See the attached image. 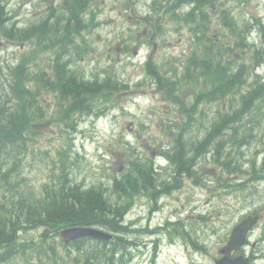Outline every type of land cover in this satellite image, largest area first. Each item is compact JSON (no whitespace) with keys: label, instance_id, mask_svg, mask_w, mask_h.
<instances>
[{"label":"rangeland","instance_id":"1","mask_svg":"<svg viewBox=\"0 0 264 264\" xmlns=\"http://www.w3.org/2000/svg\"><path fill=\"white\" fill-rule=\"evenodd\" d=\"M55 1L1 0L0 2L4 3L8 15H14L12 16L15 20L13 25L33 26L38 24V17L41 19V16H45L50 12ZM141 1L144 0H126L124 3H120L119 0H96L94 3L97 9L96 14L103 15L98 22L99 28L88 35L92 41L90 46L87 44L86 48L82 50L81 46L76 43L71 52L68 51L69 54H65V57L71 59L73 66L80 69L79 71L82 73L78 75L80 78L95 77L108 70L110 74H124L130 86V88L126 87L115 92L112 98L108 99V102H105V98H99L98 106L94 108V112L90 115H81L80 112L76 111L79 126L69 124L66 120L62 110V98L58 93L46 89H40L39 91L37 86L32 84L36 82V78L42 71L53 66L48 65L55 62L57 54L52 56L49 51L56 48L59 52V58L64 57L62 49L59 48L61 44L52 46L40 44L38 46L31 42L22 43L21 40L6 38L0 29L2 34H0V87L9 85L4 79L5 76L10 74L11 67H16L23 60L26 65L23 75L26 76L27 82H32L30 87L34 93L37 90L38 94L36 98L29 94V97L33 98L37 104L32 110L33 123L31 129L35 137L30 143V153L26 157V163L23 162L22 164L23 160H20L19 168H12L9 174L10 184L13 183L12 180L22 182L18 183V188H16L18 197H25V190L27 186H30L24 178L28 170L35 168L37 170L36 175L42 174L40 179L43 181L49 179L58 182V176L55 172L49 174V171L48 175L53 177H46V174L43 173H46L47 169L43 170L49 164L55 163L53 161L59 159L58 152L64 153V151L71 152V156L67 155V161H69L67 168L70 169L72 160L77 164L75 177L89 185L97 182H103L107 186L111 185L113 178L124 174L127 168L129 155L122 150L125 148L127 141H130L133 150L144 155H153V158L156 157L154 151L157 147L156 138L159 134V123L165 122L166 116L172 114L174 108V103L171 102L169 106L162 92L173 96L174 100H176V95L180 94L182 98L176 100L177 104L181 100L188 99L189 96L193 101L196 99V95L189 92V89L196 87L194 83H173L170 85V90L161 86L160 90L162 92L155 90L153 86L159 79L156 73L161 67L157 66L156 63L172 55L184 57L190 51L192 47L191 38L193 37L190 30L177 31L173 39L177 44L175 46L166 45L161 49L160 47L155 49L154 43L150 42V44L147 43L149 49L146 55L138 58V55L134 53L135 50L139 53V46L143 44L145 39L139 38L142 35L129 32L128 26L133 25L132 22L138 19L134 17L137 14L132 10L134 8H128L126 11L125 4L128 3L130 6L139 5ZM222 4H224V7L227 5L230 8L236 19L239 20V24L249 22V27L252 26L251 32L255 31L259 23L255 19L256 17H259L264 23V0H222ZM162 8L161 6L160 10ZM199 9L204 13L206 12L202 28L198 23L190 22L192 28L199 29L195 37V47H201L204 53L209 54L211 45L204 43L203 37L206 35L216 38L213 30L217 16H213L214 13L211 11L215 9L209 7ZM156 16L158 24L160 21L168 22L171 18L166 10L156 13ZM197 16H199V11L195 10V14L188 17L196 18ZM219 23L222 24V21L220 20ZM175 24L176 22H169L171 26ZM221 30H223L222 27ZM257 31L254 32L252 38H249L251 41L259 43L261 39L258 40L259 33ZM132 36L134 37L131 39ZM162 36L168 37V33L159 34L158 40L162 39ZM180 38H182V41ZM217 42L222 43L220 40ZM261 46L263 44H260ZM79 53L88 56V58L81 59L75 64L72 57ZM240 56V53L237 55L232 54L233 62H237V66L250 61V55L241 58ZM215 61L218 60L215 59ZM201 66L203 68L204 64ZM153 70H156V73ZM236 71H238L237 67ZM257 72L264 75V62L260 67L250 72L248 83L256 78ZM158 74L164 77L160 72ZM106 77L109 76H103L102 78ZM57 83L60 85L59 79L51 86L53 90ZM141 83L147 85L140 87ZM248 89H250L249 85L244 86L241 90ZM15 101L13 98V100H10V104ZM261 103L264 105V98H262ZM37 107H40V110ZM88 110L92 111V108ZM95 113H98L99 116ZM243 119L241 118V120ZM141 121L152 122L153 125L141 126ZM3 123H5V120ZM70 125L74 127L71 128ZM257 129L261 130L262 128L258 127ZM258 134L259 131L253 135L258 136ZM30 137L31 134L29 133ZM0 142V154L2 153L0 163H10L8 160H13L14 165L17 164L18 157L24 156L25 147H14L8 139H0ZM234 149L241 156V165L245 168H252V165L244 161L239 148L235 146ZM62 158L64 159V157ZM201 159L205 160L202 168L205 174L201 183L195 182L191 178H182L183 180H180L177 189L168 191L164 196L158 198L157 202L152 201L150 195L144 196L142 193L135 198L134 206L126 215L128 216L127 221H134L133 224L127 227L130 233L131 245H129V248L122 249V251L117 249L120 256H126L128 251L130 252L132 249H135V252L133 251L134 256L138 255V252L140 253L138 257L132 256L134 258L128 264H211L209 256L213 255L215 248L204 252L205 257H200V262L195 263L194 251L191 249L190 244L189 246L186 245L187 238L172 233V226H170V234L166 228V223L180 222L178 220L183 219L184 221L179 224L181 229H184L187 223H192V225H188V229H197L198 227L201 228L200 221H208L210 223L208 228L216 226L215 228L227 229L234 221H238L244 214L249 213L254 208H260L264 211V208H262L264 207V181L259 183L257 189L254 188V182L252 181H250L252 187L244 190L225 186L221 181L222 172L226 175L229 174L227 171L232 170L236 163L232 160L228 163L230 167L227 169L223 164L225 160L223 154L220 156L221 163L216 162L215 151H209L206 155H202ZM256 168L258 169V167ZM206 178L214 180V183L208 184L210 186L204 184L203 181ZM33 198L35 199V197ZM38 205L40 204L38 203ZM42 205H47V202L42 201ZM262 214V221H264V213ZM14 223L16 226V222ZM208 231H206L207 235ZM210 232H213V229ZM27 235H30L31 239V232L27 231L25 236ZM218 240V237H208V242L210 241L212 244L218 243ZM9 241L11 246L15 243L13 238ZM91 248L86 245V249L91 251ZM62 252L64 254H61L62 258L59 264H77V260L74 258L76 249L74 252L62 249ZM68 253L70 255L67 257L66 254ZM132 257L128 256V260ZM14 261L15 264H24L25 260L15 257ZM43 264H51L48 257H46Z\"/></svg>","mask_w":264,"mask_h":264},{"label":"trees","instance_id":"2","mask_svg":"<svg viewBox=\"0 0 264 264\" xmlns=\"http://www.w3.org/2000/svg\"><path fill=\"white\" fill-rule=\"evenodd\" d=\"M89 1L90 0H78L79 10L77 12L79 14H81V11L87 6ZM221 1L222 0H169V4L175 3V6H178L183 2H193L194 9H205L206 7H209L210 9L225 11L224 19L227 21L230 19L229 24H226H228L230 27V32L232 35L239 36V41L234 45L228 46L226 44L224 46L222 51L224 63H222L218 57H216L218 61H215V58L212 60H207L208 62L202 61L204 62L203 68L198 63H189L186 67L185 75H179V73L163 70L161 68L158 69L157 73L156 70H153V72L156 73L159 78H163V82L166 83L165 85H167L169 82H174L175 84L194 83L195 85H201V80L203 79L208 91V99H206L209 102L215 101V98L217 97H220V99H223L224 97L227 98V91L234 89L236 86L241 90L244 86L249 85L250 89L248 93L242 90L244 94L242 93L243 109L241 113L243 114L245 111L247 113V117L252 121L253 127L260 128L264 123V120L261 119V117H264V105L261 103L262 98H264V79L261 75L257 74L256 78H254L250 83H248L247 80L249 79L248 75L250 72H252V70L256 69L264 62V25L259 21V19H257L259 22L257 26L260 27L259 30L262 35L261 40H258H260L259 43L263 44V46L260 47V44L254 41H252V43L248 42V40H250L249 33L251 32L250 29L252 26L249 27V22H243L241 24L234 22L236 16L231 13V10L227 5L224 7L223 4L220 3ZM74 2L75 0L65 1V3L71 4ZM0 11H2L4 14L2 3L0 4ZM72 11H75L73 6L71 8V12ZM1 23L2 26L5 25V19H3L2 15L0 16V24ZM199 24L201 23L199 22ZM2 26H0V29L6 38H14L16 40H21V42L24 43L27 41V39H29L30 34H32L36 36L40 43L46 45L44 41V31L31 32L28 29L23 30V28H17V30H13L9 27V29L3 28ZM59 28L60 27H55V30H58ZM57 34H54L56 39H58ZM71 37L73 36L70 35V38ZM62 41H64L63 43L65 44L66 50L67 44H71L73 42L72 39L70 42H67L63 37ZM87 44L89 45L88 42H85L84 44H80L78 46H81L82 50H84ZM235 50L240 51L241 57H247L250 55V61L248 63L244 62L237 66L238 71H236L237 62H233L234 59L232 58V54L235 52ZM80 54H78L79 56L76 55L75 57H79V59H84L86 57L84 54ZM229 55L231 59L228 58ZM57 59H59V52H57L56 61ZM70 61L71 59L69 57H61L56 62L55 67L58 70V74L55 80L61 79L60 82L65 88V95L69 94L66 96V98L69 100H74L75 102V105L73 103H68L65 105L63 113L66 117V120H68L70 124H78L79 121L78 117L76 116L77 113H74L75 106L76 110H78V112L83 115L87 109H90L93 106V103L91 105V102H88V100L91 99L90 95L93 97V99L96 98L97 100L101 95H108L110 91L118 90L122 83L119 81L120 78L116 79L112 76L102 78L100 77V74L95 76L92 81H88L83 77L80 78L78 77V71L76 69L73 71L74 68H69ZM167 67L168 70H177L178 68H181V65L170 64ZM24 72L25 61L22 60L19 65L16 66L14 72L10 71V74L5 76L4 79L9 83V85L0 87V139H8L9 143L11 142L14 147L20 146V148L25 147L24 143L29 138V132H27L25 128L27 126L28 120L27 100L31 87L28 85L26 76L23 75ZM159 72L164 77H161L158 74ZM59 75L61 78H59ZM202 76H205V78ZM200 88H203L204 91V86ZM31 96L33 97V94ZM12 97L16 101L13 103L11 102L12 104H10V100H13ZM34 97H38L37 90L35 91ZM253 100H255V103H253ZM217 103L221 105L220 102ZM187 107L190 109L191 106L187 105ZM69 108L74 110H70ZM190 112L191 110H185L187 118ZM254 116H256V119ZM181 118L185 119L186 117L182 116ZM240 118H243V116L239 113V119H237V121L241 123L242 120ZM3 119L5 120V123H3ZM222 120L224 121L223 124L225 127L226 124L232 122L234 118H230L227 116V114H223ZM239 125L233 127V130H235L233 135L234 138L225 142V144L229 142L233 149L240 143V136L238 133ZM29 130H31V127H29ZM228 131L230 132V129ZM188 137L189 136L186 135L180 136V134L175 136L173 143L174 146H172L169 155L172 161H175L177 172L193 175L195 171L199 170V158H197L195 155H203L208 148L207 146H204V140L199 139L197 142V152L194 151V155L188 157L190 152L188 150L189 147L187 146L189 143L186 141ZM206 139L208 140V138ZM193 145H195L194 142L191 146ZM200 145H202L203 148H200ZM65 152L66 151H64V153ZM64 153V160L67 161L68 154ZM126 153L130 157V164L127 172L120 176L114 177L111 185L107 186L103 182H97L91 185L84 182L74 183L73 180L69 179L67 172H63V175L61 174V176L63 177L64 182L61 181L63 182L61 185L54 184V188H48L47 196L49 200L47 205L41 206V203H39L40 205H38V207L27 208V206H25L26 204L21 202L20 204H17V216H24L28 219V221L30 219L32 221H64V223L80 225L98 224L113 232L129 235L130 233L127 230L128 225H125L124 222L127 219L126 215L136 202L135 198L141 192L145 191H147L151 197L155 196L153 187H159L164 182H167L168 179L166 177L170 175L166 171L165 175H163L160 171L155 173L153 171L151 158L145 160L143 165L141 159L137 154H135V150H133L131 146H127ZM217 153L219 152L217 151ZM223 154L225 157L224 166L227 169L230 167L228 163H230L235 158L237 159L240 157L238 152L235 153L231 150H225ZM74 162L75 161L72 160V163ZM67 170L69 169L67 168ZM229 171L232 170L229 169ZM223 182L225 185H230V179L225 176L223 177ZM57 189L63 190V193L61 194ZM125 196H127L126 200H124ZM23 209H25V211H23ZM5 225L6 227L0 230V240L6 238L16 239L17 233L15 230L17 227L15 226L14 228V225H12L10 222H6ZM185 231V229H180L178 224L173 227V232H177V235L179 236L186 237ZM117 241L127 244V246L131 244L129 239L123 240L121 237H119ZM106 243L107 241L104 240L97 241V245L91 254L88 255V258L94 260L97 262V264H110L111 262L115 264L114 253L117 251V249H121V247L117 249L116 247L112 248Z\"/></svg>","mask_w":264,"mask_h":264},{"label":"bare ground","instance_id":"3","mask_svg":"<svg viewBox=\"0 0 264 264\" xmlns=\"http://www.w3.org/2000/svg\"><path fill=\"white\" fill-rule=\"evenodd\" d=\"M147 3L151 8H156L157 3L155 0H148ZM2 4H3L2 6H3L4 14L2 11H0V13H1L0 16L2 15L3 19H5V25L2 26V23H1L0 26H2L3 28H8L11 24L13 25L15 20L14 19L10 20V16L7 14V9L4 6V3H2ZM180 10L186 16H190L192 14H195V9L193 7L182 6L180 8ZM12 16H14V15H12ZM66 16L64 18L65 22L67 20ZM204 19H205L204 17L199 18V16H197L196 18H193V20L196 23H198V24H199V22L201 23V24H199V26L201 28L204 24ZM13 26H15L16 28H23V26H17V25H13ZM29 38L34 39L35 36L30 34ZM41 38H39V39H41ZM62 45L63 44H61V46L59 48L62 49V52H63L62 55H64V57H65L66 56L65 54H69V53L65 47L62 48ZM11 69L14 72L16 67H11ZM67 71H69V70H67ZM73 71H75V70H73ZM57 73H58V70L55 67V71H54L53 76L55 77L57 75ZM111 74H113V73H111ZM53 76H50L48 74L47 70H45L43 74H40L36 78V82H33L32 84L37 86V90L45 89V85L43 84V78L45 77L47 79H52ZM39 83H40V85H39ZM58 83H59V81H58ZM58 83H57V85H58ZM155 83L156 84H153V86L155 87V90H157V91L160 90L158 88L163 83L166 84L165 82H163V78H159ZM46 89H47V87H46ZM189 92L193 95L198 96V97L203 96L202 92H200L196 87L189 89ZM242 93L243 92L240 89H238L237 86L234 87V89L227 91V104L225 105V107H218L219 114L217 116V119L219 122L223 123L224 121L222 120V116H223V114H227V116H229L230 118L231 117L234 118V120L232 122H229V123H233V122L237 123L238 122L237 119L239 118V113L243 116L244 119L241 121V123L238 122V123H240V125L239 124L235 125V126L239 125L238 133L240 136V143L238 144L237 147L239 148L240 153L243 155L244 161L246 163H248L249 165L258 167V169L261 171L263 179H264V128L261 130L254 128L252 121L247 117V113L245 111L243 112V114L241 113V111L243 109V107H242V103H243ZM32 94L34 97L35 93L31 92L30 96ZM162 94L166 98L165 100L167 101V103L170 106L171 102L174 101L173 96L166 95L163 92H162ZM90 97H91V99H89L88 102H91V105H92L93 97L91 95H90ZM93 102H94V99H93ZM69 103L70 104L73 103L75 105L74 100H69ZM253 103H255V100H253ZM191 107H192V110L189 113L188 118H187L186 114H183V116L186 117L187 119L183 120L181 123L196 122V123H198V125L194 126V128L192 130H189V131L186 129V127L184 125L179 126L181 129L189 132V137L186 141L189 143L187 146L189 147L190 157L194 155V153H195L194 151L197 152L198 143L191 146L194 141H197V142L199 141V139L197 137V132L198 131L200 132V136L203 134L202 133L203 130L201 128V121L202 120L206 121L207 117H209L208 113L211 112L210 108L206 107L204 105L202 99H195L194 101H192ZM70 110H74V109H70ZM76 111H78V110H76V106H75L74 113ZM183 111H184V108L182 105L175 106L172 110V114H169L170 119L172 121L176 120L177 117H179ZM85 113L87 115H90L92 113V111L87 109L85 111ZM167 113H169V112H167ZM257 117H261V116H257ZM254 118L256 119V116H254ZM261 119L264 120V117H261ZM235 126H233V127H235ZM29 127H31V121L28 120L25 130L31 134V137L24 143L25 144L24 145L25 146L24 156L18 157V162L15 165H14L15 162L13 160L12 161L8 160L10 163L6 162V164H8L6 166H3V164H5V163H0V221H4L6 219L17 220L15 222L17 224L16 227H17L19 232L17 233L18 235H17L16 239H14V242H15L14 245L17 244V245H20L21 247H31V248L35 249V253L33 255H31V253H32L31 248L26 249V251L28 252L27 255H30V256L25 257L26 260H32L33 264H43L46 257H48L49 261H51V264H59L60 260L62 258L61 254H63V252H62L63 243H62L61 239L58 236H56V232L61 227V225L64 223V221H48V220L32 221L30 219L28 221V219L25 218L24 216H20V217L17 216V213H16L17 204H20L21 202H23L24 204H26L25 206H27V208L28 207L33 208V207H38V203H41L42 201H46L48 203V200H49V198L47 196L48 195V188H50V189L54 188L55 187L54 184L61 185L64 182L63 177L61 176V174L63 175V172H67L69 179L73 180L74 183H76V182L77 183H83L84 181L75 177L76 176L75 175V172H76L75 167L77 165V164H75V162L72 163L70 165V169L67 170V166H68L69 161H65L62 158L63 157V155H62L57 161H53L55 163L49 164L43 170V171H45L47 169V172L43 173V174H46V177H53V176L48 175L49 171H50L49 174H52L55 172L58 176V182L51 181L49 179L43 181L40 179V176L42 174L36 175L37 170L35 168L30 170V171L28 170V172L25 174L24 178L30 184L31 187L27 186L25 193H24V194H26L25 197H23V198L18 197L17 192H16V188H18V183H22V182H15L12 180L13 183L10 184L9 181L11 179L9 177V174H10L12 168L18 169L20 166V160L21 161L23 160L22 161V164H23V162H25V160H26V157L30 153V143L32 142V140L35 136L32 133V131L29 130ZM70 127L73 128L74 126L70 125ZM233 127H228V123L224 127V131H225L224 132V142L221 143L220 140L218 142V147L221 149V152H220L221 154H223L224 149H225V141L226 140L230 141L231 139L234 138L233 135L235 133V130H233ZM229 129H230V132L228 131ZM257 131H259L258 136H254L253 134L256 133ZM220 132H222V131H220ZM217 133H218L217 130L212 131L211 134L209 133L210 134V135L208 134L209 135L208 136L209 141H210V139L212 140V137L217 135ZM202 140H204V138ZM204 143H205L204 146L206 147L205 140H204ZM208 143H207V145H208ZM167 144H168V146L166 147L163 156L160 158L152 160L153 171L155 173L159 172L161 169H165L170 175V179L167 182L163 183L165 185L162 184L159 187H155V186L153 187V192H154L155 196L152 197V201H155V202H157L158 198L164 196L165 193H167L168 191L173 190V189H177V186L175 185V181L177 179V177L175 176V171H174V169L176 168V166H174L175 161L173 162L172 159L170 158V155H169V152L172 149V146H174V145L169 144V143H167ZM11 147H13V146H11ZM200 148H203V146L200 145ZM66 153L71 156V152L66 151L65 154ZM135 154H137L138 157L141 159V162L143 165H144L145 160L150 159L149 155H146V154L144 155L143 153H139L138 151H135ZM195 156L197 158H200V156H197V155H195ZM223 156H224V154H223ZM10 166H11V168H10ZM27 168H28V166H27ZM60 177H61V180H60ZM183 177H189V178L193 179L195 182H200V183L203 180V176H201V174H200V172H198V170L195 171V173L193 175H189V174L184 173ZM61 181H63V182H61ZM57 190L60 191L61 194L63 193V190H60V189H57ZM141 193L144 196L149 195L147 193V191L141 192ZM33 197H35V199ZM126 198H127V196L124 197V200ZM31 223H37L38 226L33 227L31 229V239H30V235L24 236V234L26 233L24 229L27 228ZM40 223L46 224V226H43ZM124 224L127 225V220L124 222ZM90 225L91 226H99L98 224H90ZM52 226H54V227H52ZM19 227H21L22 230H20ZM22 232H23V235H22ZM25 239L29 240V241H25ZM80 240H81V242H83V244L85 246H86V244H88V236L87 235L80 238ZM200 242H201V246L204 247L205 246L203 243L204 241H200ZM127 243H129V242H127ZM25 244H26V246H23ZM132 251H133V249H132ZM15 257L18 259V257L16 256V253H15ZM15 257L13 258V261L15 260ZM14 263H15V261H14Z\"/></svg>","mask_w":264,"mask_h":264},{"label":"flooded vegetation","instance_id":"4","mask_svg":"<svg viewBox=\"0 0 264 264\" xmlns=\"http://www.w3.org/2000/svg\"><path fill=\"white\" fill-rule=\"evenodd\" d=\"M147 1L148 0H144V1H141L139 5H135V4L133 5L134 9L132 10L137 13L134 17L137 18L138 20L132 22L133 25L128 26V30L130 33L142 35L139 38L145 39L143 44L139 46V53H137L136 50L134 51V53L138 55V58H141L142 56L146 55V53H148L149 48L147 47V43L150 44V42H153L155 49H157L158 47H160L161 49L164 47L165 44L170 43L169 36L168 37L162 36V39L158 40L159 34L173 33L177 31L181 32L186 29L190 31L197 29V28H192L191 25H183V24L171 26L169 25V22L171 21L175 22V19L173 17L170 18L168 22L160 21L163 23L158 24L156 22V18H157L156 13L157 12L160 13L161 10H163L166 0H163V1L155 0L157 3L156 8H151L148 5ZM72 6H73V9H75L74 12L73 11L71 12ZM88 6L89 4H87L86 7ZM161 6L163 8L160 10ZM78 9H79L78 0H75V2L72 4L65 3L64 0H56L50 12H48L45 16H41V19L40 17H38L37 18L38 24L33 25V26H28V29L30 31H35V32L44 31L43 32L45 34L44 41L46 45H50V46L55 45V44H58V45L63 44L62 48H64L65 44L63 43L64 41H62V37L67 42H70V40L72 39L73 42L71 44L70 43L67 44V50L71 52V49L74 48L75 44L76 43L78 44V42L81 39H84V40L90 39L88 35L94 33V31L99 28L98 22L101 20V17H102V16H99L96 18L95 13L97 9L95 5H93L89 10L86 11V13H83V14H79L77 12ZM179 11L180 13H183L181 10ZM65 16L67 17L66 22L64 21ZM13 18L14 17L10 16V20H12ZM55 27H60V28L58 30H55ZM54 34L58 35V39L55 38ZM70 35H72L73 37L70 38ZM133 37L134 36H132L131 39ZM180 40H182V38ZM162 42H164V44H162ZM49 52L51 53L52 56H54L57 54V49H56V53L54 51H49ZM58 60L59 59H57V61ZM163 60L165 59L163 58L159 62ZM57 61L55 58V62L48 65V66L53 65L50 69L49 68L47 69V72L49 75L50 74H52V76L54 75L55 64ZM148 63H150V61H148ZM59 78H61L60 75H59ZM52 79H54V76L52 77ZM43 81L47 82V84H50L49 81H47V78L45 77L43 78ZM61 85L64 91L63 84ZM30 91L33 92L32 90ZM30 91H29V94L31 93ZM28 102L30 103L29 110L33 109V107L36 105V102H34V99L31 97H28ZM218 107H225V105L223 106L220 104L218 105V103H212L209 106L211 110V112L208 113L209 117H207L206 121H203V122L201 121V128L203 130L202 132L203 134L200 136V138L201 139L204 138L208 149H215L216 151L220 153L221 149L218 147V142L219 140L221 141V143L224 142V132L225 131H224V124L222 122H219L217 119V116L219 114ZM167 124L168 123H161V125H164V126H167ZM171 124H173L174 126H178V127L180 125H184L188 131L192 130L194 126L198 125V123L196 122H184V123L180 122V123H171ZM236 124H239V123L238 122L228 123V127H233ZM211 130L212 131L217 130L218 133L217 135L212 137V140L210 139L209 141V139L206 140L205 138H209L208 136L211 134L212 132ZM208 142L209 143L211 142V143L209 144ZM194 144H197V141H194ZM156 151L159 152V149H157ZM188 157H190V154L188 155ZM6 165H7L6 163L3 164V166H6ZM174 166H176L175 163H174ZM162 170H165V169H162ZM174 171H175V176L177 178L183 177L184 173L177 172L176 168L174 169ZM201 176L203 175L201 174ZM6 222L12 223V225H14L13 227L15 228V223H14L15 219H6L4 221H0V230L6 227L5 225ZM238 222L240 221H235L232 225L234 226ZM200 223H201V228L198 227L197 229H193V228L188 229V234L190 236L197 237L196 241H194L193 237H189L188 235V242L191 246V249L194 251L192 252L196 256L204 257L203 255L204 252L210 251V249L215 248L214 255L209 256L210 259H212V261L215 262V260L218 257L222 256V254L224 253L223 251L225 250V244L232 231V227H231L232 225L230 227H227V229H224V228L219 229V228H215L216 226H211L210 228H208V226L210 225L208 221H200ZM40 224L43 226H46V224H43V223H40ZM36 226H38L37 223H31L24 230L25 232L27 231L31 232V229ZM19 229L22 230L21 227H19ZM211 229H213V232H210ZM207 230H209L208 235L206 234ZM15 232L18 233L19 232L18 229H16ZM56 236H59V230H57ZM210 236L218 237L219 242L216 244H212L210 241L208 242V237ZM249 238L250 239L248 240V244L240 250L232 251L231 256L234 258L240 254H244L247 256L250 264H264V221H259L251 229L249 233ZM14 239L15 238H13V240ZM88 240L95 241L94 239H90V238H88ZM25 241H29V240L25 239ZM80 241L81 240L79 239L76 243L81 244ZM200 241H204L203 242L205 245L204 247L201 246ZM114 244H115V241L109 242L108 246L112 247ZM23 246H26V244ZM123 247H124L123 243L121 242V249H119V251H122V249H125ZM27 248H31V247H21L20 245H17V244L15 245L13 244L11 246L9 238L1 239L0 240V264H15L13 261V258L15 257V253L18 259L22 258L23 260H26L25 257L30 256V255H27L28 254V252L26 251ZM31 249H32L31 255H33L35 253V249L33 248ZM119 251L115 252L117 254V255L115 254L116 257L119 256L118 255ZM76 253L78 254L77 263L82 264V262L85 261V259L81 257L83 253L81 251V248H79V245L77 246ZM119 262L120 264H126V262H124V259L116 260L117 264H119ZM199 262L200 260L196 261L195 263H199Z\"/></svg>","mask_w":264,"mask_h":264},{"label":"water","instance_id":"5","mask_svg":"<svg viewBox=\"0 0 264 264\" xmlns=\"http://www.w3.org/2000/svg\"><path fill=\"white\" fill-rule=\"evenodd\" d=\"M259 216L255 215L249 218H246L242 220L241 223H239L232 234L230 243H229V249L230 248H237L241 246L244 243L246 234L250 227H252L256 221H258ZM63 236L67 242L80 238L82 236L86 235H92V236H97L101 237L104 239H110L112 238V235L109 233H105L102 230L96 229V228H90V227H72V228H67L63 232ZM218 264H247L245 262V259L243 257H239L234 260H230L226 257L223 259L218 260Z\"/></svg>","mask_w":264,"mask_h":264}]
</instances>
